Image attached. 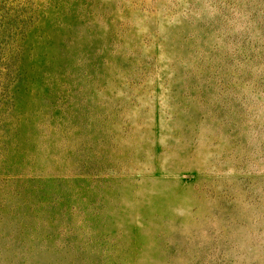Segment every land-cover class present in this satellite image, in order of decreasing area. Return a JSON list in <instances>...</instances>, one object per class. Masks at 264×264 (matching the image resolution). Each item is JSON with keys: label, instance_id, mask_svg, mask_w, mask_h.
Masks as SVG:
<instances>
[{"label": "rangeland", "instance_id": "374dc122", "mask_svg": "<svg viewBox=\"0 0 264 264\" xmlns=\"http://www.w3.org/2000/svg\"><path fill=\"white\" fill-rule=\"evenodd\" d=\"M0 264H264V0H0Z\"/></svg>", "mask_w": 264, "mask_h": 264}]
</instances>
